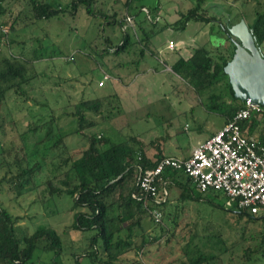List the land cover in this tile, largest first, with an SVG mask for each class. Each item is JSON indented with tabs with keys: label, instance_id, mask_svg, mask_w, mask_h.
I'll use <instances>...</instances> for the list:
<instances>
[{
	"label": "rangeland",
	"instance_id": "rangeland-1",
	"mask_svg": "<svg viewBox=\"0 0 264 264\" xmlns=\"http://www.w3.org/2000/svg\"><path fill=\"white\" fill-rule=\"evenodd\" d=\"M59 1L66 5L67 0ZM17 3L9 5L12 13L0 17V35L3 33L0 52L10 54V50L14 53L22 50L25 57H32L37 52L42 53L44 57L32 62L35 78L29 86V96L21 97L14 92L8 93L7 102L1 110L3 123L0 128V147L10 150L13 156L16 152L22 155L21 149L24 145L30 153V165L40 162L41 170L38 171L34 184H30L32 189L26 187L18 193L10 184L0 185V198L10 212L20 217L19 224L30 231H34L39 224L54 227L64 241V260L74 264L75 253H83L87 238L93 234V230L83 232L74 229L72 197L64 192L51 193L49 186L58 189H64L65 186L60 180L63 176L58 174L55 177L52 172L51 156L60 150L49 149L48 131L58 133L61 127L60 133L68 134L64 137L70 152H81L87 147L88 141L85 137L72 133L76 127L71 116L75 105L82 99L113 93L110 100L112 110L114 109L112 113L117 115H113L111 121H105L90 130L92 133H97L98 137H110L112 141L117 142L125 141L133 135L141 136L145 141L153 140L159 146L163 143L162 147H165L167 152L181 156L182 150L176 145L191 146L196 137L205 136L207 131L217 126L223 118L218 112L207 108L209 92L198 94L172 71L170 61L163 53L158 59L145 51L146 57L140 65L135 62V46L124 53H104L110 43L106 41V34H109L114 42H118V37L121 36L118 25L105 28L102 24L105 21L103 17L94 19L83 10L79 12L78 17L71 18L66 14L62 19L42 20L26 28L22 25L25 20L18 19V30L13 31V21L24 7L23 3ZM125 3L126 0H98L96 10L103 6L109 9V13L117 12V17L120 18L127 11ZM144 3L148 8L159 5L156 18L158 22L155 26L159 31L152 40V45L157 51L161 43L168 38H183L188 44L229 51L232 42L228 37L221 36L222 29L218 25L222 22V16L214 18V12L208 8V4L225 5L232 10L230 17L233 21L245 19L249 25L254 23L257 12L264 9V0H144ZM199 4L201 7L198 11L213 22L194 18L184 29L180 28L182 23L176 24V21L182 17V13L187 14ZM219 8L222 9L223 6L219 5ZM144 16V12L138 13L142 22ZM136 24L134 23L135 26ZM226 24L225 22L224 25ZM127 26L132 27L128 24ZM102 29H105V32ZM103 33L105 34L102 35ZM8 39L15 40L10 49L6 46ZM146 66L156 67L158 70L156 73L141 71L142 67ZM105 75L110 77L105 78ZM100 80H104V85H99ZM227 90L224 82L217 89L225 96ZM262 132L264 133L263 121L256 134ZM45 140L47 142L43 143ZM166 140H169L171 147L167 145ZM11 156L8 154V159H11ZM3 159L5 160L4 154H0V161ZM3 175L5 170L0 166V178ZM191 186L193 193H187V189L179 186L175 191L176 202L173 203L172 211L178 217L177 220L180 219V224L165 216L167 232L154 225L152 218H146L145 230L147 237L152 240L143 260L149 264H180L181 247L188 237L182 238L186 229L181 230L180 227H186L188 224L193 227L196 225L194 228L200 235L215 240L223 237L229 242L235 241L236 244L240 241L241 245L235 247L232 257L229 258L230 252L222 255L223 264H234L239 256L242 257L244 243L241 240L249 239L250 234L262 235L263 221L251 222L248 221V216L236 214V209L226 206L222 193L200 192L195 185ZM184 220L188 223L185 224ZM168 228L175 230V234L170 233ZM198 239L195 241L199 242ZM246 242L250 244L253 241ZM127 255L133 256L132 252Z\"/></svg>",
	"mask_w": 264,
	"mask_h": 264
},
{
	"label": "trees",
	"instance_id": "trees-1",
	"mask_svg": "<svg viewBox=\"0 0 264 264\" xmlns=\"http://www.w3.org/2000/svg\"><path fill=\"white\" fill-rule=\"evenodd\" d=\"M17 2L23 3L24 7L13 21L11 26L13 31L18 30L16 29L18 19L25 20L22 25L26 28L42 20L62 19L66 14L71 18L78 17L79 12L84 10L94 19L99 16L103 17L105 21L102 24L105 28L116 24L120 29L121 36L118 37V42H114L109 34L105 35L108 36L106 41L110 43L104 53H124L130 47L135 46L137 53L135 62L139 65L146 56L145 51L152 50V38L159 31L155 28L158 22L156 18L159 5L148 8L144 0H126L127 11L120 18L117 17V12L109 13V9L103 6L96 10L98 0H67L66 5L59 0H0V17L9 12L12 13L9 5L18 4ZM219 5L223 8H219ZM219 5L209 3L208 8L213 10L214 18L222 16V22L218 24L220 27L225 22L228 27L239 21H233L230 17L232 15L230 8ZM144 7L148 8L152 15L150 19ZM200 7L199 4L190 9L187 14L182 13V17L176 21V24L182 23L180 28L184 29L187 23L194 18L212 22V19L205 18L198 11ZM141 11L145 15L142 19L144 22L138 18V13ZM128 16L133 18L132 24L127 21ZM134 23H137V26ZM127 24L132 25V30ZM250 27L253 29L256 43L261 49L264 48V9L257 12L256 19ZM102 30L105 32V29ZM221 33H224L223 29ZM2 37L3 33L0 39ZM14 42V39H8L7 48H12ZM18 43L22 44L19 41ZM229 49V51H223L206 46L195 47L190 57H180L171 65L172 71L194 88L198 94L209 92L207 108L224 116L226 122L232 120L236 112L244 105V101L236 96L229 75L224 69V64L235 54L234 42L231 43ZM43 57L44 55L39 52L32 57H25L22 50L18 53L10 50V54L0 52V128L3 123L1 110L7 102L8 93L14 92L21 97L29 96L28 90L31 88L29 86L35 78L32 62ZM223 82L228 88L227 96L217 91ZM112 94L82 99L75 105L71 116L76 127L71 132L85 137L88 141L87 147L81 152L75 154L70 152L64 137L68 134L60 133L61 127L58 133H53L52 130L47 133L49 149L59 148L60 150L59 153L54 152L51 156L52 172L55 177L58 174L63 176L60 180L65 186L64 189L49 186L51 193L64 192L72 197L74 229L83 232L93 230V234L87 238L88 242L83 253H75L74 264H149L143 260V255L147 254L152 240L147 237L145 230L146 218H152L154 225L167 232L165 216L169 220L173 218L174 223L180 224V219L177 220L178 217L172 211L176 201L172 202L174 200L170 198L171 186L170 181H167L168 178L175 185L187 189V193H193L191 186L193 179L183 170L168 168L163 175L166 184L163 183L161 187L166 186L169 195L166 201L161 204L156 203L152 197L147 196L140 189L138 181L141 170L155 167L164 157L163 152L160 151L157 159L151 158L148 155L149 147L154 146L161 150V146L153 140L145 143L140 136L136 135L125 141L117 142L112 141L110 137H98L97 133L90 131L105 121H111L112 116L117 115L115 112L112 113L114 110H112V101H110ZM262 121L264 122V112L251 115L241 123L243 132L250 138L264 142V133L256 134ZM0 150V154H4L5 158L3 163L0 161L1 168L5 170V175L0 178V185L10 184L18 193L26 187V189H32L30 184H34L38 171L41 170V163L36 162L30 165V153L24 145L21 149L22 155L16 152L11 156L10 150L3 147H0ZM8 154L11 159H8ZM177 178L179 180H176ZM48 183L50 185V180ZM134 193L137 197L133 196ZM154 207L162 211L161 221H156L150 212V209ZM234 212L242 217L248 216V221L262 220L264 223V213L253 216L246 211L235 210ZM19 219V216H15L4 206L0 198V264H69L63 258L62 236L54 227L39 224L34 231H30L19 224ZM183 222L188 223L187 220ZM194 227L188 224L186 227H180L181 230L186 229L182 238L185 239L188 236L181 247L180 264H223L222 255L230 252L229 258L232 257L235 247L241 245L240 241L236 244L235 241L232 243L223 237L215 240L212 237L200 235ZM168 229L170 233L175 232L171 228ZM196 238H199V242L195 241ZM247 240L253 242L249 244ZM241 241L245 245H242V257L239 256L234 264H264V232L260 236L250 234L249 239ZM215 247L218 248L214 250ZM131 252L132 257L127 255Z\"/></svg>",
	"mask_w": 264,
	"mask_h": 264
},
{
	"label": "built area",
	"instance_id": "built-area-1",
	"mask_svg": "<svg viewBox=\"0 0 264 264\" xmlns=\"http://www.w3.org/2000/svg\"><path fill=\"white\" fill-rule=\"evenodd\" d=\"M144 11L150 19L152 15L148 8L144 7ZM127 21L132 24L133 18L128 16ZM168 47L177 48L175 41L170 40ZM99 85H104V80H100ZM263 112V105L251 99L244 101L234 118L200 141L189 157L164 156L155 167L141 170L140 189L161 204L169 195L167 187H161L166 184L164 171L168 168L183 170L199 191L222 193L226 206L253 216L261 215L264 213V142L248 137L241 123L251 115ZM133 196L137 197L135 193ZM150 212L156 221H161L163 213L158 207Z\"/></svg>",
	"mask_w": 264,
	"mask_h": 264
},
{
	"label": "water",
	"instance_id": "water-1",
	"mask_svg": "<svg viewBox=\"0 0 264 264\" xmlns=\"http://www.w3.org/2000/svg\"><path fill=\"white\" fill-rule=\"evenodd\" d=\"M224 33L236 46L234 56L224 64L236 96L264 106V56L253 29L241 19Z\"/></svg>",
	"mask_w": 264,
	"mask_h": 264
},
{
	"label": "crops",
	"instance_id": "crops-1",
	"mask_svg": "<svg viewBox=\"0 0 264 264\" xmlns=\"http://www.w3.org/2000/svg\"><path fill=\"white\" fill-rule=\"evenodd\" d=\"M213 22V21H212ZM221 36H226L225 34H222ZM154 38H152L153 40ZM170 40H173L175 41L176 43V46L177 48L175 49H170L168 47V43ZM226 42H228L226 40ZM225 42V44H226ZM224 44V45H225ZM201 46L200 44H194V43H189L188 42L186 43L185 42V39L183 38H180V40H174L173 38H168L165 42L161 43V46L159 48V50L157 51V49L155 47H153V45L151 46V49L152 50H148L149 54L153 55L154 57H157L158 59H160L161 57V54L163 53V55H165L167 58L168 61H170L169 64H173L174 62H176L180 57H184V58H188L191 56L192 54V49L195 48V47H199ZM219 46H222V45H219ZM153 51V52H152ZM146 57V56H145ZM145 59V58H144ZM166 60V61H167ZM166 65H169L168 62H165ZM142 65V63H141ZM149 70V71H148ZM157 68L156 67H152V66H146L145 68L142 67V70L143 72H149V73H156L157 72ZM139 72V70H138ZM147 74V73H146ZM110 76V75H109ZM143 86V85H142ZM222 116V115H221ZM222 121L215 127H213L211 130H208L206 135L205 136H201V137H196V140L195 142L191 145V146H186L185 144H181V145H176L179 149L182 150V155L181 156H177L176 154L172 153V152H167L165 150V147H162V144L160 145L161 146V150H158V148L154 147V146H150L149 149H148V155L153 158V159H157V154L162 151L163 152V156H175V157H179V158H187L190 156L193 148L202 140L208 138L209 136H211L212 134H214L217 130H219L225 123H226V120H225V117L222 116ZM141 137V136H140ZM141 139H143L141 137ZM144 140V139H143ZM171 140V139H169ZM168 140V141H169ZM145 141V140H144ZM152 141V140H151ZM167 141V140H166ZM167 141V142H168ZM172 141V140H171ZM150 141H145V143H149ZM170 142L167 143V145L169 147H171V145H169ZM173 146V145H172ZM169 149V148H168ZM176 180H179V178H177ZM167 181H170V186H171V191H170V198L172 200L175 199V191L178 190V187L177 185L174 184V182L172 180H168ZM195 185V183L192 181L191 185ZM172 202H175V201H172Z\"/></svg>",
	"mask_w": 264,
	"mask_h": 264
},
{
	"label": "flooded vegetation",
	"instance_id": "flooded-vegetation-1",
	"mask_svg": "<svg viewBox=\"0 0 264 264\" xmlns=\"http://www.w3.org/2000/svg\"><path fill=\"white\" fill-rule=\"evenodd\" d=\"M221 28H222L223 30L228 29V27H227L226 25H224V24H221ZM222 34H224V33H222ZM225 35H226V34H225ZM228 41H229V40H228ZM261 52H262V54H264V48L261 49Z\"/></svg>",
	"mask_w": 264,
	"mask_h": 264
}]
</instances>
